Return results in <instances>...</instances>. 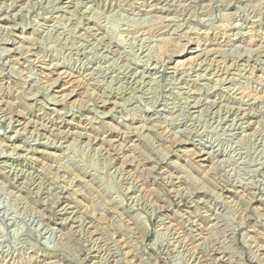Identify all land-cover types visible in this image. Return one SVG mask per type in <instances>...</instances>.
Segmentation results:
<instances>
[{"label": "rangeland", "instance_id": "obj_1", "mask_svg": "<svg viewBox=\"0 0 264 264\" xmlns=\"http://www.w3.org/2000/svg\"><path fill=\"white\" fill-rule=\"evenodd\" d=\"M0 264H264V0H0Z\"/></svg>", "mask_w": 264, "mask_h": 264}]
</instances>
